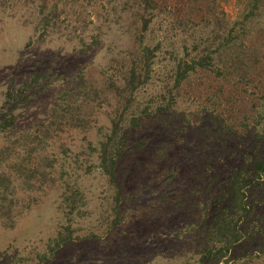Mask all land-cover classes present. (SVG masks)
Segmentation results:
<instances>
[{"label":"rangeland","instance_id":"obj_1","mask_svg":"<svg viewBox=\"0 0 264 264\" xmlns=\"http://www.w3.org/2000/svg\"><path fill=\"white\" fill-rule=\"evenodd\" d=\"M149 1L0 0V264H264V0Z\"/></svg>","mask_w":264,"mask_h":264},{"label":"trees","instance_id":"obj_2","mask_svg":"<svg viewBox=\"0 0 264 264\" xmlns=\"http://www.w3.org/2000/svg\"><path fill=\"white\" fill-rule=\"evenodd\" d=\"M139 2L140 5H149L150 1L149 0H137ZM208 60V57L205 56L203 58H201L200 60H198L196 62V64L199 67H205L206 62ZM193 64H195L194 62H192L191 64H178L176 66L175 69V85L178 86L180 83H182L183 81H185L187 79V77L189 76V72L190 71H194V67ZM131 75L134 76V71L131 72ZM130 80H132V78H130ZM226 128L222 127L218 129L219 133H223L224 131L226 132ZM109 142H107L106 146L104 147V149L102 150V154H101V161H102V167L107 171L110 170V167L113 163V159L112 158H108L107 156V148L109 147ZM262 151H264V146L262 148ZM251 167V176L249 178V186H262L264 187V154L262 157H257L252 164L250 165ZM241 181L239 176H237L234 179L235 184L239 185V183L241 184ZM240 189H236V192L238 193ZM235 206V205H234ZM246 212V209H242ZM231 223V222H230ZM233 224V222H232ZM231 236L233 237V239L236 241L237 235L236 234H231ZM233 240V241H234ZM227 245H229L231 242L227 241L226 242ZM220 251V250H219Z\"/></svg>","mask_w":264,"mask_h":264}]
</instances>
